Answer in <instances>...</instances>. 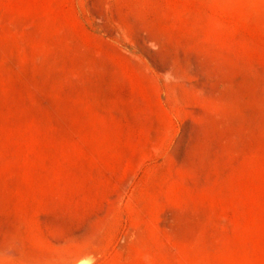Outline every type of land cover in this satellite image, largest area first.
Instances as JSON below:
<instances>
[{
	"label": "rangeland",
	"instance_id": "374dc122",
	"mask_svg": "<svg viewBox=\"0 0 264 264\" xmlns=\"http://www.w3.org/2000/svg\"><path fill=\"white\" fill-rule=\"evenodd\" d=\"M0 264H264V0H0Z\"/></svg>",
	"mask_w": 264,
	"mask_h": 264
}]
</instances>
